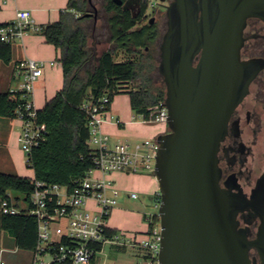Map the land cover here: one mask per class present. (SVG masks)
<instances>
[{
    "label": "water",
    "instance_id": "obj_1",
    "mask_svg": "<svg viewBox=\"0 0 264 264\" xmlns=\"http://www.w3.org/2000/svg\"><path fill=\"white\" fill-rule=\"evenodd\" d=\"M261 11L264 0H173L168 6L159 70L169 130L157 136L155 167L159 264H258L253 248L264 264V176L251 197L227 188L218 156L230 115L256 73L241 47L247 18ZM250 207L262 217L256 237L241 224L240 213Z\"/></svg>",
    "mask_w": 264,
    "mask_h": 264
},
{
    "label": "trees",
    "instance_id": "obj_2",
    "mask_svg": "<svg viewBox=\"0 0 264 264\" xmlns=\"http://www.w3.org/2000/svg\"><path fill=\"white\" fill-rule=\"evenodd\" d=\"M89 5L90 0H68L60 18L43 25L46 40L57 48L64 83L38 108V120L46 125L48 132L46 139L33 148L27 162V166L34 170V176L0 170L1 226L12 234L15 245L21 249L33 251L36 248L39 239L37 218L25 209L16 214L3 213L2 200L11 199L13 190L24 194L25 200H29L36 180L72 187L75 178L85 176L94 166V147L89 141V117L82 103L92 94L96 97L107 94L111 107L115 96L126 92L134 112L149 113L150 106L166 99V84L152 74L157 67L156 57L151 54L117 59L118 52L132 51L130 38L139 44L146 43L143 33L134 29L137 18L133 12L116 0H107L112 38L117 42L98 50L86 25L91 18L87 13ZM77 11L81 13L77 14ZM4 23L7 22H0ZM0 59L6 63L12 61L13 42L0 40ZM19 101L18 92L9 88L0 90V116L15 118ZM158 198L160 201L161 194ZM159 221L157 212L151 216L150 227ZM116 234L117 229L108 228V235ZM102 248L103 244L99 245V249ZM50 264L75 263L68 259Z\"/></svg>",
    "mask_w": 264,
    "mask_h": 264
},
{
    "label": "built area",
    "instance_id": "obj_3",
    "mask_svg": "<svg viewBox=\"0 0 264 264\" xmlns=\"http://www.w3.org/2000/svg\"><path fill=\"white\" fill-rule=\"evenodd\" d=\"M34 23L31 10L21 8L16 19L0 24V40L17 41L25 37ZM52 63L58 62L53 59ZM44 61L34 57L17 60L13 75L16 86L10 90L18 92L20 101L17 116L21 122L17 139L25 153L26 163L35 146L47 137V127L38 120V107L34 100L37 81L43 75ZM110 98L107 94L96 97L90 95L83 103L89 117L90 138L94 147V166L83 177L75 178L72 187L57 182L36 180V186L29 200L21 205L15 197L4 198L3 213L16 214L25 209L38 221L39 239L33 250L31 264H50L53 261L72 260L75 264L93 263L99 245L114 241L108 235V217L118 204L120 189L108 176L114 171L151 173L156 177V156L159 149L157 137L136 143L128 140L113 142L104 129L108 122L120 123V118L111 113ZM133 118L142 122L168 121V109L164 102L149 107V113L134 112ZM134 198L137 191H131ZM149 237H136L133 245L139 246L147 255L148 264H159L158 254L161 244V225L156 222L149 230ZM0 264H5L1 261Z\"/></svg>",
    "mask_w": 264,
    "mask_h": 264
},
{
    "label": "flooded vegetation",
    "instance_id": "obj_4",
    "mask_svg": "<svg viewBox=\"0 0 264 264\" xmlns=\"http://www.w3.org/2000/svg\"><path fill=\"white\" fill-rule=\"evenodd\" d=\"M172 1L123 0V3H120L125 9L133 12L137 18L134 29L140 30L146 41L143 45L130 38L129 45L132 48L130 54L133 57L152 54L160 58V63L161 43L168 29V6ZM90 15L97 19L96 14ZM109 30L111 43L115 45L117 39L112 38L110 24ZM243 37L241 58L255 68L256 73L250 82L248 92L230 115L228 131L220 144L218 156L221 184L251 197L253 189L264 176V11L247 18ZM201 54V52L198 54L195 64ZM161 77L165 83L162 73ZM240 215L241 224L249 228L251 237H256L262 223L261 215L253 207L247 208ZM251 254L256 256L258 264H261L255 248Z\"/></svg>",
    "mask_w": 264,
    "mask_h": 264
},
{
    "label": "crops",
    "instance_id": "obj_5",
    "mask_svg": "<svg viewBox=\"0 0 264 264\" xmlns=\"http://www.w3.org/2000/svg\"><path fill=\"white\" fill-rule=\"evenodd\" d=\"M67 4L68 0H0V22L13 21L14 19H16L17 11L19 9L28 8L31 10L34 23L43 26L49 22L59 19L62 9H65L67 7ZM58 56L59 55L57 48L54 44L46 40L43 31L37 30L33 26H30L23 39L13 42V59L10 63H7L9 65V80L7 87L4 89H10L11 87L16 86L18 83L17 79L14 78L13 75L14 64L17 60L27 57H34L36 59L44 61V72L42 77L36 83V89L34 93V100L36 102V105L38 108H41L46 103L47 99L51 98L57 92V90H59L63 86L64 83V78L62 77V80L60 79V75L63 76V66ZM53 59H57L58 62L52 63L51 61ZM111 113L118 116L121 121L118 124L114 122H108L104 126V129L110 134L111 140L113 142L124 140L132 142L134 141V138L135 140H137L138 137L143 135L145 127H148V125H152L154 123H160L158 121L145 123L140 120H135L133 118L134 110L131 107L130 96L128 97V105L126 107L122 106L121 103H118L114 99L111 105ZM11 119L15 120L17 122V125L19 126L15 135V140L19 144L17 136L20 132L21 122L16 117ZM24 160L26 163V157L24 158L23 156V161ZM32 172V174L23 172L18 173L22 175L34 176L33 169ZM108 176L114 181V185L120 189L119 196L128 191L127 189L129 186L126 184V181L131 178V191L138 192L139 196L137 198H139L141 196V193H143L145 198L149 199L152 204L159 205L160 201L158 196L160 194V187L157 178L153 174L114 171ZM127 194L130 196L129 192H127ZM118 204L113 207L108 217V222L110 227L117 229L119 233L121 230L120 223L112 221L113 213L117 209ZM155 213L157 212L149 209H146L143 212V215H141L140 217V224L135 228V232H137L136 235L138 237H145L149 234V230L151 229L150 219L151 216ZM14 247L15 250L21 249L15 245V242ZM103 248L99 252H101ZM31 252L33 254V251ZM141 254L147 260L148 257L144 253V251H141ZM96 259L97 255L95 261Z\"/></svg>",
    "mask_w": 264,
    "mask_h": 264
},
{
    "label": "rangeland",
    "instance_id": "obj_6",
    "mask_svg": "<svg viewBox=\"0 0 264 264\" xmlns=\"http://www.w3.org/2000/svg\"><path fill=\"white\" fill-rule=\"evenodd\" d=\"M156 2L157 0H151ZM107 0H91L88 6V12L97 15L88 19L86 25L92 37L93 45L101 50L106 47L112 46L109 30L108 15L106 9ZM68 5V4H67ZM77 11V14H80ZM91 13V14H92ZM125 57L132 58L130 53L118 52L117 59ZM159 57L157 58V67L152 72L154 78L161 79V72L159 71ZM9 65L0 59V90L8 85L9 80ZM62 75L60 79L62 80ZM129 94L121 92L115 96V100L121 103L122 106L128 105ZM131 111V110H130ZM19 126L17 122L9 117L0 116V170L9 172H23L32 174V169L27 166L23 156V150L15 140L16 131ZM169 130L168 121L154 123L144 128L143 135L138 137L136 141H143L147 138H155L161 132ZM133 143V144H134ZM23 151V152H22ZM131 178L128 179L126 184L129 186L127 192H131L132 186L130 185ZM123 193L119 196V204L112 216L113 222L120 223L121 230L114 238V241L105 243L101 252H98L95 263H81V264H148L146 258L141 254V248L133 245L136 240L135 228L140 224V217L146 209L158 212L159 205H154L145 198L141 193L139 198H134L131 195ZM11 195L17 199L21 205L26 203L24 194L18 191H11ZM160 224V221L158 222ZM161 225V224H160ZM150 236L149 234L147 235ZM140 238V237H139ZM33 254L29 249H16L14 247L13 236L1 226V210H0V262L4 260L5 264H31Z\"/></svg>",
    "mask_w": 264,
    "mask_h": 264
}]
</instances>
